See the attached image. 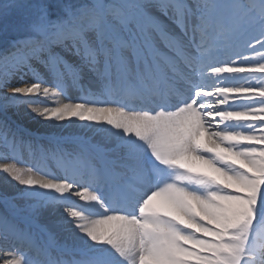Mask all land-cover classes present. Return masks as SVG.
I'll use <instances>...</instances> for the list:
<instances>
[{
  "label": "snow or ice",
  "instance_id": "obj_1",
  "mask_svg": "<svg viewBox=\"0 0 264 264\" xmlns=\"http://www.w3.org/2000/svg\"><path fill=\"white\" fill-rule=\"evenodd\" d=\"M0 264H264V0H0Z\"/></svg>",
  "mask_w": 264,
  "mask_h": 264
}]
</instances>
